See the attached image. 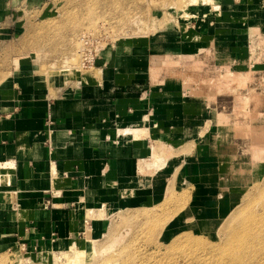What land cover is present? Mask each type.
<instances>
[{
  "label": "rangeland",
  "instance_id": "obj_1",
  "mask_svg": "<svg viewBox=\"0 0 264 264\" xmlns=\"http://www.w3.org/2000/svg\"><path fill=\"white\" fill-rule=\"evenodd\" d=\"M241 2L48 0L25 12V27L5 52L14 58L12 69L27 71L50 94L93 72L74 69L80 68L78 39L90 33L102 39V53L117 49L119 56H133L138 67H153L146 100L151 94L171 98L181 110L160 124L150 120L153 108L148 116L150 128L161 134L151 137V146L168 150L165 168L139 171L144 188L125 193L100 222L98 214L95 224L88 223L98 229L97 249L109 247L103 258L127 247L138 264H197L226 239L218 225L231 208L247 204L240 219H251L263 206L264 28L247 27L252 14L243 12ZM259 135L263 141L256 140ZM155 208L161 215L144 220ZM84 238L85 232L71 243L77 248ZM40 253L17 247L0 258H7L4 264H27L24 260L43 261V256L34 260ZM54 255L47 263L61 264L60 254ZM69 255L78 254L70 252L62 262Z\"/></svg>",
  "mask_w": 264,
  "mask_h": 264
},
{
  "label": "crops",
  "instance_id": "obj_2",
  "mask_svg": "<svg viewBox=\"0 0 264 264\" xmlns=\"http://www.w3.org/2000/svg\"><path fill=\"white\" fill-rule=\"evenodd\" d=\"M45 1L0 0V253L68 248L89 230L87 218L95 224L94 206L113 208L139 188L151 137H161L150 120L160 124L181 111L171 98L146 100L153 67H138L117 49L53 94L27 71L12 69L5 50L25 27V12ZM241 3L252 14L247 27L264 28V0Z\"/></svg>",
  "mask_w": 264,
  "mask_h": 264
},
{
  "label": "bare ground",
  "instance_id": "obj_3",
  "mask_svg": "<svg viewBox=\"0 0 264 264\" xmlns=\"http://www.w3.org/2000/svg\"><path fill=\"white\" fill-rule=\"evenodd\" d=\"M229 75H230V73H229ZM124 131H125V129H124ZM143 132H145V131H143ZM133 133H134V137L138 136V132L136 131V129L133 131ZM248 133L250 134L251 132H248ZM146 134L150 135L149 131ZM246 138H248V137H246ZM261 139L262 138L260 135L256 136L257 141H259V140L261 141ZM159 149H161V145H160V148L157 145L152 146L151 156L149 158H147L145 161L141 162L139 165V171L140 172L145 171V169H149L150 171H151V169L160 171V170H163L165 168L166 159H165L164 155H165L167 149H165V148H163L164 150L163 149L159 150ZM251 150H252V152L254 151L253 146H252ZM174 152H175V150H174ZM254 153H258V152L255 151ZM166 154H168V153H166ZM148 171H147V173H148ZM240 178H241V176H240ZM154 187H157V186L155 185ZM143 188L144 187L142 185H140L139 188L136 190H140V189L142 190ZM146 189H148V187ZM136 190H134V191H136ZM125 193H127V192H124L122 194V199L125 196L124 195ZM210 194H212V193H210ZM109 208L111 209V207H106V206H104V204H97L96 206L93 207V209H98L99 220H102L104 218L103 216L107 215V213L109 211L113 210V209L110 210ZM235 208L234 209L231 208V210H229V213L227 215L228 217L227 218L224 217L225 219L223 221L221 220L220 222H222V223L220 225H218L219 229H220L218 231L219 236L223 237V235H224V237H225V235H226V239L222 242V244L219 243L217 245H213L211 250H209V251L207 250V252H204V254L202 256L198 257V259H196L197 264H199V263H204V264H264V204H263V206H261L259 208V211L257 213H255V217H253L251 219H244V218L240 219V213L243 210L248 208L247 204L244 205V207L240 210H239V207H237L236 209ZM122 209L123 208H120L121 211H122ZM156 209L157 208H155L152 213L147 211L149 214H145L144 220H148V219H152V218L155 219V217H159L161 215L160 214L161 212L159 213L160 210L158 211ZM114 210H116V209L114 208ZM161 211H163V208H161ZM133 219H135V218H132L131 220H133ZM89 221H90V218H87V223H89ZM135 223H136V221H135ZM132 224L133 223H131L130 225H132ZM136 224H134V226L133 225L132 226L137 227L139 222L137 225ZM113 228H112V230H113ZM115 229H114V231H115ZM237 229H239V230H237ZM115 233H116V231H115ZM117 233H119V232H117ZM113 235H114V232H113ZM76 238H77V236L73 237L71 242L76 240ZM119 238L120 237L115 238L116 239L115 242L119 241L120 240ZM115 239L113 238L111 242L114 243ZM97 241H99V240L96 237V235L94 234V229L87 230V228H86L84 244L78 245L77 248L75 247L76 244L70 243L69 250L64 249V250L60 251V253H58L57 251H54L52 249H50V251H48L46 249L43 252H41L40 255L34 256V258H35L34 260H37L36 257H38V256H43V257H40L43 259V261H40V260L33 261L34 263L31 260H24V261L25 262L27 261V264H48L47 262H49V258H51L52 254L54 253L55 254L54 257H57L58 254H60V257L57 258V263L60 261L59 263H61V264H138L136 261H133V257H130L128 254H126V253H128L127 247H122L119 249V251L111 252L109 250V252L113 253V254L111 256H107V258H103L102 257L103 253L109 247H106L105 250L100 251L99 250L100 248L97 249V247H96ZM114 245H116V244H114ZM110 247H113V246H110ZM191 247H193V246H190V248ZM70 252H73V253L77 252L78 255H73L72 259L70 258V255H69L68 260L66 262H62V257H65V256L68 257V254H70ZM15 254L16 253H10L9 256L11 258H15ZM111 258L112 259L114 258V259L112 260ZM6 261H7V258H4V257L0 258V264H4ZM140 264H145V263L140 262Z\"/></svg>",
  "mask_w": 264,
  "mask_h": 264
},
{
  "label": "built area",
  "instance_id": "obj_4",
  "mask_svg": "<svg viewBox=\"0 0 264 264\" xmlns=\"http://www.w3.org/2000/svg\"><path fill=\"white\" fill-rule=\"evenodd\" d=\"M79 46L77 48L80 68L74 67V69L87 70L95 68L97 61L100 59V54H102L101 41L102 39L97 34L83 33L79 37ZM53 122L51 120L47 121L48 127H51Z\"/></svg>",
  "mask_w": 264,
  "mask_h": 264
}]
</instances>
